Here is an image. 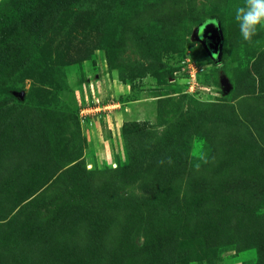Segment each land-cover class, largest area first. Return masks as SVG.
Returning <instances> with one entry per match:
<instances>
[{
	"label": "rangeland",
	"instance_id": "obj_1",
	"mask_svg": "<svg viewBox=\"0 0 264 264\" xmlns=\"http://www.w3.org/2000/svg\"><path fill=\"white\" fill-rule=\"evenodd\" d=\"M57 1L0 0V264H264L244 0H95L66 47L41 35Z\"/></svg>",
	"mask_w": 264,
	"mask_h": 264
},
{
	"label": "trees",
	"instance_id": "obj_2",
	"mask_svg": "<svg viewBox=\"0 0 264 264\" xmlns=\"http://www.w3.org/2000/svg\"><path fill=\"white\" fill-rule=\"evenodd\" d=\"M39 2L42 5L45 3L44 0H39ZM95 6H97V3L95 2V0H58L53 5V8L51 9V13L47 18L48 20L45 24L44 30L41 32V35L45 36V39H48V41H54L56 38L58 41L57 43L58 47L68 46L70 42L68 35H69V30L71 29L63 30L62 32H60V28L57 24L58 22L63 21L64 17L62 16V14L65 11H68V12H74V14H76L79 17L88 18L89 15L92 13V17H93L95 16V9H97V7ZM1 26L2 25H0V29H1ZM56 28H57L58 35L56 34ZM79 28L85 29L86 24L81 25ZM1 30L5 31L4 29H1ZM84 40H85V37L83 36L77 40V43H80L81 41L83 43ZM96 47L97 46H95V48ZM95 48H92V49H95ZM90 51L91 49L89 50L88 48L85 50H81L80 52L82 55L88 56L89 55L88 53Z\"/></svg>",
	"mask_w": 264,
	"mask_h": 264
},
{
	"label": "clouds",
	"instance_id": "obj_3",
	"mask_svg": "<svg viewBox=\"0 0 264 264\" xmlns=\"http://www.w3.org/2000/svg\"><path fill=\"white\" fill-rule=\"evenodd\" d=\"M233 19L243 40L251 41L264 28V0H244L235 8Z\"/></svg>",
	"mask_w": 264,
	"mask_h": 264
},
{
	"label": "water",
	"instance_id": "obj_4",
	"mask_svg": "<svg viewBox=\"0 0 264 264\" xmlns=\"http://www.w3.org/2000/svg\"><path fill=\"white\" fill-rule=\"evenodd\" d=\"M199 40H200L201 44L208 50L207 40L203 39V37H201V35H200V39ZM215 57L218 58V54H216Z\"/></svg>",
	"mask_w": 264,
	"mask_h": 264
},
{
	"label": "built area",
	"instance_id": "obj_5",
	"mask_svg": "<svg viewBox=\"0 0 264 264\" xmlns=\"http://www.w3.org/2000/svg\"><path fill=\"white\" fill-rule=\"evenodd\" d=\"M189 74H190V77H191V78L194 77L193 69H191V71L189 72Z\"/></svg>",
	"mask_w": 264,
	"mask_h": 264
}]
</instances>
